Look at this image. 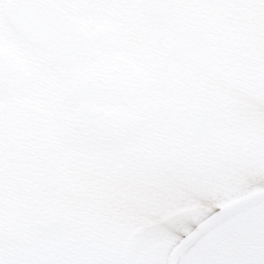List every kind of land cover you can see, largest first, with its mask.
Wrapping results in <instances>:
<instances>
[{"label": "snow or ice", "instance_id": "obj_1", "mask_svg": "<svg viewBox=\"0 0 264 264\" xmlns=\"http://www.w3.org/2000/svg\"><path fill=\"white\" fill-rule=\"evenodd\" d=\"M0 264H264V0H0Z\"/></svg>", "mask_w": 264, "mask_h": 264}]
</instances>
